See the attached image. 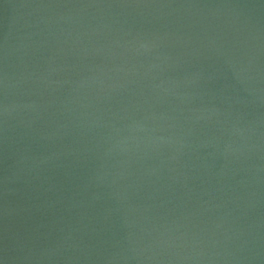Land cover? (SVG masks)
Segmentation results:
<instances>
[{
  "label": "water",
  "instance_id": "1",
  "mask_svg": "<svg viewBox=\"0 0 264 264\" xmlns=\"http://www.w3.org/2000/svg\"><path fill=\"white\" fill-rule=\"evenodd\" d=\"M0 264H264V0H0Z\"/></svg>",
  "mask_w": 264,
  "mask_h": 264
}]
</instances>
